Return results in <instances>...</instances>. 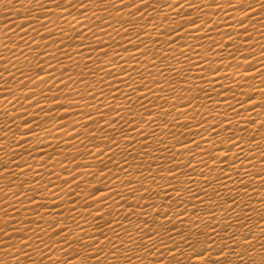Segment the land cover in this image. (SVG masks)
Segmentation results:
<instances>
[{
    "label": "bare ground",
    "instance_id": "obj_1",
    "mask_svg": "<svg viewBox=\"0 0 264 264\" xmlns=\"http://www.w3.org/2000/svg\"><path fill=\"white\" fill-rule=\"evenodd\" d=\"M72 2L0 0V264H264V0Z\"/></svg>",
    "mask_w": 264,
    "mask_h": 264
},
{
    "label": "snow or ice",
    "instance_id": "obj_2",
    "mask_svg": "<svg viewBox=\"0 0 264 264\" xmlns=\"http://www.w3.org/2000/svg\"><path fill=\"white\" fill-rule=\"evenodd\" d=\"M53 2H57V0H53ZM104 2H108V0H104ZM141 2L143 3L144 0H141ZM65 3H67V4L69 5V8L75 6V4H73L72 0H65ZM78 3L80 4L81 8H83V0H78ZM121 3H123V0H121ZM58 6H59V4H58ZM124 7H125V8H132V7H135V0H131L130 3L124 4ZM116 11H117V12H120V11H123V9H122V8H116ZM135 11H136V12H142L143 9L140 8V7H136ZM71 14H72L71 11H68V15L71 16ZM80 15H85V12H84V11H81V12H80ZM130 15H133V16H134L135 13H134V12H133V13H130ZM74 19H76V18H74ZM76 22H77V23H80L79 20H77ZM92 23L94 24L95 21H92ZM192 23L195 24L196 21L193 20ZM239 23H240L241 25H243L244 21H243V20H240ZM100 24H101V25L107 24V27H111V23L107 21V18L101 20V21H100ZM45 26H46V25H45ZM74 30H75V29H74ZM91 30H92V29L89 28V31H91ZM126 31H127V30H126ZM37 34H39V33H37ZM104 34H105V35H108L107 31H105ZM79 35L83 36L84 33H83V32H80ZM137 39H139V36H137ZM173 43H175V41H173ZM100 46H101V47H104V46H105L103 40H101V42H100ZM107 47H111V45L109 44V45H107ZM124 50H125V51H128V48L125 47ZM137 50H138V46H137ZM104 54H105V56H107V55H108L107 51H105ZM113 62H114V61H113ZM127 63H128V61H125V64H127ZM135 70H136V69L133 68V71H135ZM216 71H219V69H216ZM161 74H162V73H161ZM141 75L143 76L142 73H141ZM200 79H203V77H200ZM213 83H215V81H213ZM65 86H67V85H65ZM25 87H26V85H25ZM145 87H146V85H145ZM149 91H151V89H149ZM94 98H95V97H93V99H94ZM28 99H30V97H28ZM37 103H39V102H37ZM189 103H190V102H189ZM130 106H131V105H130ZM186 106H187V105H185V107H186ZM173 107H174V106H173ZM149 114L151 115L152 113H149ZM169 114H170V113H169ZM185 114H186V113H185ZM117 116L120 117V112H119V111H117ZM120 118L123 119V117H120ZM112 122H113V123H116L117 121H116V120H113ZM132 122L134 123V121H132ZM26 123H27V122H26ZM185 127H187V125H185ZM132 131H136V129L133 128ZM196 134H198V133H196ZM141 135H143V133H141ZM152 135H155V132H153ZM113 139H115V137H113ZM145 139H147V137H145ZM192 142H193V143H196V147H197V148L200 147L199 142H197V141H195V140H193ZM22 143H23V142H22ZM237 146H239V145H237ZM229 151H231V149H229ZM49 159H51V157H49ZM224 159L226 160L227 157H225ZM237 159H239V157H237ZM221 162H223V161H221ZM169 171L171 172L172 169L169 168ZM66 182H67V181H66ZM177 191H178V189H177ZM157 215H159V213H157ZM100 218L102 219V217H100ZM58 223H59V221H57L56 223H52V224L50 225V227L54 230L55 235H50V236H49V239H51V240H55L56 237H58V236H60V235L63 234L64 239L61 240V241H58V243L63 244V243H65V242L69 239V235H68V233L66 232L65 228H60L59 230H56V228H57V224H58ZM215 231H216V230L213 229V232H215ZM217 234H218V233H217ZM149 239H151V236H149ZM207 239H208L209 241H211L212 243H215V239H214L213 236H209V237H207ZM235 239H236V236H235V234H233V236H232V240L235 241ZM245 240L247 241V240H248V237H245ZM96 243L98 244L99 241H97ZM161 243H162V241H161ZM25 246H27V245H25ZM91 246L94 247L95 245H91ZM114 247H115V245H114ZM236 247H239V244H236V245H234V246H231V249H230V250H231L232 253H235V251H236ZM249 249H250V250L252 249V245H251V243H249ZM223 251H224V250L221 249L219 252H217V253L215 254V257H213L212 255H209L208 258H207V264H221V260H223V261L225 262V264H227V256H226V255H222V254H223ZM199 253H201V254H198L199 256H203V255H204L203 252H199ZM97 258H98V257H97ZM175 258H176V257H175V254H174V255H173V259H175ZM48 259H52V257H51V256H48ZM240 259H243V256H241Z\"/></svg>",
    "mask_w": 264,
    "mask_h": 264
},
{
    "label": "rangeland",
    "instance_id": "obj_3",
    "mask_svg": "<svg viewBox=\"0 0 264 264\" xmlns=\"http://www.w3.org/2000/svg\"><path fill=\"white\" fill-rule=\"evenodd\" d=\"M53 115H54V117H55L57 120H59L60 117H61L60 114H59L58 112L54 113ZM91 180H93V179H91ZM91 180H90V181H91Z\"/></svg>",
    "mask_w": 264,
    "mask_h": 264
}]
</instances>
